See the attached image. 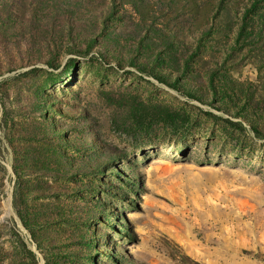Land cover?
<instances>
[{
  "label": "rangeland",
  "instance_id": "1",
  "mask_svg": "<svg viewBox=\"0 0 264 264\" xmlns=\"http://www.w3.org/2000/svg\"><path fill=\"white\" fill-rule=\"evenodd\" d=\"M0 264H264V0H0Z\"/></svg>",
  "mask_w": 264,
  "mask_h": 264
}]
</instances>
